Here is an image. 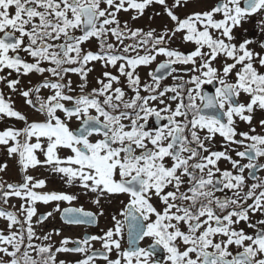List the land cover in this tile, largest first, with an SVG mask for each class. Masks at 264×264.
<instances>
[{"label":"snow or ice","instance_id":"1","mask_svg":"<svg viewBox=\"0 0 264 264\" xmlns=\"http://www.w3.org/2000/svg\"><path fill=\"white\" fill-rule=\"evenodd\" d=\"M196 3L0 0V83L43 114L42 120L30 121L0 90V120L24 124L0 130V146L9 157H18L25 173L16 183L0 179V218L7 221L0 229V264H66L56 254L68 252L84 254L76 264H96L97 257L105 264H264V220H250V213L264 214V176L258 175L264 171V134L236 127L237 119L251 126L255 110L264 111V54L250 47L251 39L237 42L235 34L257 15L264 31V0H216L208 10H193L184 18L176 14L177 8ZM153 4L163 8L172 28L144 32L117 18L130 9L142 15ZM177 33L194 50L185 54L170 48L168 41ZM128 38L135 42L125 44ZM93 39L97 51L85 47ZM260 48L264 51V43ZM159 55L167 59L148 73L151 82L142 83L139 67ZM93 62L118 74L103 71L99 86L85 91ZM13 72L17 78H11ZM181 72L190 73L188 79ZM30 73L49 75L33 87H19L18 77ZM70 74L81 79L78 93L66 79ZM168 76L176 83L162 86ZM214 82L219 85L214 94L206 92L205 86ZM42 88L51 94L41 97ZM242 94L246 102L240 101ZM73 120L77 127L71 126ZM259 124L264 128V120ZM217 134L225 142L222 151L212 148ZM221 160L231 169H221ZM37 166H49L69 185L78 183L98 206L126 196L122 210L112 216V227L75 241L65 237L55 248L34 243L51 238L36 234L37 202H57L54 211L69 225L97 221L96 213L82 207L61 210L59 202L71 204L75 194L36 191L46 181L27 171ZM7 167L0 163V172ZM13 197L22 203L8 210L4 206ZM52 215L41 214L36 224ZM242 221L251 234L238 227ZM145 239L151 243L142 246ZM92 241H99L100 249H93Z\"/></svg>","mask_w":264,"mask_h":264},{"label":"flooded vegetation","instance_id":"2","mask_svg":"<svg viewBox=\"0 0 264 264\" xmlns=\"http://www.w3.org/2000/svg\"><path fill=\"white\" fill-rule=\"evenodd\" d=\"M168 3L171 5L172 0H168ZM216 3V0H197V3L193 5H189L187 8H177L176 14L180 16L181 18H184L186 13H190L193 10H208L211 6H213ZM133 16H136V19H132ZM257 16L251 17L246 23H244L240 28H238L235 31L237 42H241L244 39H251L253 40V43L250 45L252 49H254L253 45H255V51L261 52V54H264V51L261 50L260 44L263 40V34L264 31H258V28H261L259 23L255 26V20ZM117 18L121 21V25L124 24V22L128 23V26L135 30L136 28H141L144 30V32H147L151 29H155L156 33H162L164 30V27L167 26L168 28H172L174 26V22L170 20V18L167 16V14L164 12L163 8L158 4H153L147 7L142 15L137 16V13L135 10H129L128 12L121 11L118 13ZM181 34L177 33L175 37L172 38L171 41H168V46L172 49H177L179 51L184 52L187 54L188 52L194 50L195 45L192 43H184L181 40ZM258 38V41L256 38ZM255 38V41H254ZM110 42L116 43L115 39L110 37ZM135 41L131 38L125 39V44H131ZM118 47H122L121 45H117ZM86 48L97 51L98 50V43L95 39H93L90 43H86ZM141 54H143V49H141ZM31 60V58H28ZM167 58L163 55L157 56V59L152 62L149 66H140L138 69V73L141 77V82H151V78L148 76V73L155 69L159 63L164 62ZM45 67H48L49 65L45 64L43 65ZM214 66L219 67V63H216ZM93 70L88 75V82L87 87L85 91H91L92 88L98 87L97 84L98 78L101 77V74L103 71L107 70L112 72L113 74H118L115 68L109 67L105 69L101 62H93L89 65ZM175 67L179 69H187L192 67L191 65H176ZM180 74L184 75L185 79H188L190 73L181 72ZM49 75L48 73H45L44 76ZM175 75V74H173ZM28 79L29 86L33 87L36 84L40 83L44 76H42L39 73H30L27 76H23L24 78H31ZM37 78V79H36ZM70 78L72 80V87L75 90V93L79 92V85L81 83V79L76 74H70L69 77H66V79ZM122 84L125 86V91L128 96H131L132 93L130 90L126 87V82L123 77H121ZM33 84H32V83ZM162 86L164 85H172L176 83L172 79V76H168L165 80L162 82ZM218 83H213L211 85L205 86V91L214 94L215 87H218ZM3 88V86H1ZM0 87V90L2 88ZM4 90V89H3ZM51 92L47 88H42L40 90L39 95L41 97H47L50 95ZM142 95L145 93H141ZM168 95H171L169 93ZM241 102H246L248 97L244 94L241 95L239 98ZM28 106V105H27ZM162 107V106H160ZM173 107H175V104L173 103ZM29 113L23 112L25 115H27L28 119L31 120H42L43 114L37 112L32 107L28 106ZM30 114V115H29ZM32 114V116H31ZM31 116L32 118H29ZM264 120V111L255 110L253 115V121L251 126H249L246 122L240 121L237 119L236 121V127L237 131H248L251 134V129L255 128V134H264V128H261L259 121ZM22 123V126H15L14 122ZM154 118L150 119V124H154ZM79 124L78 121L73 120L71 122L72 127H77ZM24 126L22 121H18L15 118H5L0 120V130H4L6 127H14V128H22ZM237 139H240L239 136H237ZM225 142L222 137H220L218 134L215 137L212 148L213 150L222 151L224 150ZM236 145H232L231 148H236ZM240 150H243L242 148ZM69 153L61 152V156L66 155ZM230 154L235 157V152L230 151ZM43 159V157H41ZM242 162H247L242 161ZM264 162V161H261ZM0 163H6L8 165L7 169L4 172H0V179L5 180L9 183H16L20 182L22 180V177L24 176V171L21 167V165L18 163V157H9L5 151V149L0 146ZM219 166L221 169H231V165L226 160H221L219 162ZM28 175L33 176L36 179H44L46 181V184L41 189H36V191L39 192H49V191H57V192H65L68 194H75L77 196V199L72 201L71 204H69L66 201L59 202V206L61 210L66 207H76V208H83L85 211H90L97 214V221L93 224H67L63 217L61 212L54 211L56 207L57 202H50L48 204H44L43 202H37L36 208H37V215L33 217V226L36 230L37 236H44L50 234L51 238L49 241H42V240H34V243H51L54 248L60 246V241L65 238L69 237L73 241L83 239L85 236H91V235H102L104 231H106L108 228L112 227L113 221L112 216L117 215V213L122 210L123 205L121 204V201L126 202L127 197L120 195L115 196L111 200H102L101 205L95 204L94 197L91 195L85 194L84 189L78 184L73 183L71 185L67 184L65 182V179L61 177L60 174L53 173L50 170L49 166H37L35 168H29L27 171ZM247 174V170H246ZM258 175L264 176V171H261L258 173ZM253 181L251 179H248L247 184H251ZM227 191V190H226ZM228 195H231L230 192H227ZM217 195H224V193H217ZM251 203V201H248ZM22 201L19 198H9L8 204L5 205L8 210H15L12 208L13 205L16 206V209L19 208ZM47 212H52L53 215L48 217L46 220L43 221V223L37 225L36 220L37 218ZM103 213L102 215L100 213ZM21 220H23V217H20ZM250 220L252 223H256L260 220H264V214L260 212L256 213H250ZM7 221L4 218H0V229L6 228ZM238 227L244 228L248 233H252L253 229L248 228L247 224L245 222H241ZM57 231L59 234H57ZM123 243V242H122ZM149 243H151L150 240L145 239L141 242L142 246H147ZM92 248L93 249H100L101 244L99 241H92ZM74 244H70L69 247H74ZM235 251V249H233ZM57 260H64L66 264H76V261L81 260L84 258V254L81 253H57ZM164 253H160L159 258H164ZM112 258H115V253H113ZM96 264H105V262L97 257Z\"/></svg>","mask_w":264,"mask_h":264},{"label":"rangeland","instance_id":"3","mask_svg":"<svg viewBox=\"0 0 264 264\" xmlns=\"http://www.w3.org/2000/svg\"><path fill=\"white\" fill-rule=\"evenodd\" d=\"M262 18L260 17V16H258L257 18H256V20L254 21L255 22V26L259 23V21L261 20ZM260 29L261 28H258L257 30L258 31H260ZM256 38V37H255ZM255 38H254V41H255ZM256 40L258 41V38H256ZM253 47H254V49L256 48L255 47V45H253ZM7 71H9V70H5V73H7ZM11 78H17V74L16 73H14L13 72V74H12V77ZM19 79H20V81H21V83H20V85H19V87H21V88H28V87H31V86H29L30 84L28 83V79L30 80V79H32V78H34V76L33 77H31V78H24L23 76H20V77H18ZM37 79V78H36ZM31 81V80H30ZM32 83V82H31ZM33 84V83H32ZM1 86H3V88L1 87ZM0 87L2 88V91L3 92H5L8 96H10L11 97V99L14 101V104H15V107L18 109V110H20V111H22V112H26V113H29V111H28V106H27V104L24 102V99L22 98V97H20L18 94H14V93H12V91L6 86V84H4V83H0ZM4 89V90H3ZM30 115V114H29ZM31 116H32V114H31ZM31 116H29V118H32ZM14 124H15V126H22V123L20 124V123H18V122H14Z\"/></svg>","mask_w":264,"mask_h":264},{"label":"water","instance_id":"4","mask_svg":"<svg viewBox=\"0 0 264 264\" xmlns=\"http://www.w3.org/2000/svg\"><path fill=\"white\" fill-rule=\"evenodd\" d=\"M262 43H264V34H263V40H262Z\"/></svg>","mask_w":264,"mask_h":264}]
</instances>
